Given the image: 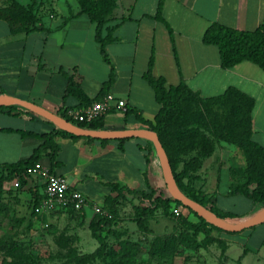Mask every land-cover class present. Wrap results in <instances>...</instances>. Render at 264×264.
Segmentation results:
<instances>
[{"label": "crops", "instance_id": "obj_1", "mask_svg": "<svg viewBox=\"0 0 264 264\" xmlns=\"http://www.w3.org/2000/svg\"><path fill=\"white\" fill-rule=\"evenodd\" d=\"M17 1L22 6L27 4V0ZM158 1L116 0L112 19L105 24L117 25L112 32L114 40L105 45L110 64L101 58L94 24L84 14L73 16L79 10L75 0H53L51 18L41 17L43 30L13 34L0 19V94L57 113L79 105L74 97L65 95L67 77L79 83L92 100L112 69L114 79L106 93L123 100L125 109L107 112L103 116L105 129L144 128L136 116L153 121L160 107L143 79L152 55V75L163 78L167 88L183 82L202 99L233 88L251 99L250 140L264 149V72L249 61L222 68L217 47L202 41L212 23L254 30L264 21V0H163V20L154 17ZM51 129L45 119L31 112L0 110V171L28 158L41 143L25 133L44 134ZM54 142L58 147L54 161L50 163L43 156L37 164L62 175L71 189L105 209L106 198L117 194L111 190L112 183L142 191L149 186L158 193L165 188L155 153L145 156V139L125 138L122 149L116 140L100 142L56 135ZM237 152L239 148L233 144L215 142L211 155L202 160L195 173V187L232 224L245 222L264 207L231 191L236 181L230 178L229 170L235 168V162L228 158ZM15 185L14 195L21 203L35 190L43 191L42 182L34 178H27L25 183L13 178L3 183L2 189L5 193L7 189L14 190ZM124 198L134 210L136 198L123 191L117 204ZM117 204V212H122ZM81 212L89 218L94 215L90 209ZM183 213L189 221H196L193 215ZM218 230L223 232L218 238L225 242L227 264H264V221L236 232Z\"/></svg>", "mask_w": 264, "mask_h": 264}, {"label": "trees", "instance_id": "obj_2", "mask_svg": "<svg viewBox=\"0 0 264 264\" xmlns=\"http://www.w3.org/2000/svg\"><path fill=\"white\" fill-rule=\"evenodd\" d=\"M76 2L79 10L73 16L84 14L94 24V38L99 45L101 58L104 62L110 64L105 45L114 40L112 32L117 25L109 27L105 26V24L112 19L111 13L116 6V0H76ZM162 3L163 0L158 1L154 15L158 20H163L161 17ZM34 7L35 0H29L24 6L12 0L7 5L0 7V19L8 24L10 32L13 34L43 30L42 16L39 15V11ZM46 31L48 30L46 29ZM103 31H105L104 35ZM202 41L205 44L217 47L222 68H230L242 61H249L264 72V21L252 31L236 30L218 23H212L204 31ZM152 66L153 56L150 55L146 70L143 73V79L153 90L154 98L160 107L153 121L143 120L138 115L136 118L144 128L150 129L158 136L169 160L172 174L179 190L186 197L208 208L218 217L224 218V215L217 213L210 205L209 197L200 188L195 187V180L198 177L195 173L200 168L202 160L211 155L215 142L224 141L238 147L246 158L245 169L240 175L237 174L238 170L236 169L229 170L233 180L235 179L236 181L231 185V191L243 194L251 201L264 205V149L250 140L252 100L233 88H228L219 96L205 99L191 92L183 82L177 86L167 88L163 78H156L152 75ZM113 79L114 74L111 69L108 79L100 88V92L91 100L83 92L79 83L72 77H67L65 95L72 96L79 102L76 107L86 105L106 94V89L113 83ZM0 110L7 113H30L17 105L0 106ZM57 114L82 128L105 129L103 117L89 123H83L67 118L64 110H58ZM45 121L52 126L49 132L44 134L25 133L41 140V143L33 150L32 154L24 160L5 166L0 171V199L4 193L2 189L4 182L18 178L20 183H25L27 178H29L26 174L27 167L36 164L43 156H46L50 163L54 161L58 151V147L54 142L56 135L72 139L82 138L58 130L52 123ZM85 139L88 141L97 140L92 138ZM123 140H116L120 149H122L121 143ZM99 141L106 142L107 140ZM147 143L146 157L154 154L153 144L149 141ZM146 160L148 161V158ZM240 177L242 179L238 181ZM110 187L112 192L117 193L114 198L107 197L105 201L107 203L106 209L110 211L112 217L106 218L94 215L89 224L91 236L98 242V248L90 253L83 254H78L71 250L68 253L69 262L87 264L100 253L104 245V239L98 231L102 224L108 225L117 216V199L122 197L123 191L133 195L138 202L133 206L134 221L137 228L143 232L149 231V221L158 208H162L164 214H167L168 210L171 211L172 206L185 208L178 201L171 199L170 196L163 197L161 193H158L157 189L149 186H147V191L131 190L125 186L120 187L115 183L110 184ZM34 194L35 198L31 207L32 213L38 205L43 191L38 193L35 190ZM185 209L196 218V221H189L187 216L181 213L175 217L177 224L182 229L183 236L187 238L192 236L194 238L197 234H203L205 240L217 243L220 248V260L226 262L225 242L219 238H214L210 234L211 229L218 228L210 225L191 210ZM1 211H3V207L0 203ZM191 240L194 242L193 239Z\"/></svg>", "mask_w": 264, "mask_h": 264}, {"label": "rangeland", "instance_id": "obj_3", "mask_svg": "<svg viewBox=\"0 0 264 264\" xmlns=\"http://www.w3.org/2000/svg\"><path fill=\"white\" fill-rule=\"evenodd\" d=\"M11 1L0 0V3L3 6ZM52 2L35 0L34 8L40 16L51 18ZM228 159H233L234 169L240 175L246 166L245 155L239 149ZM229 176L232 178L230 173ZM15 192L16 185L14 190L7 189L0 199L3 207L0 212V264H74L68 261L69 251L83 254L98 248L89 229L95 214L89 218L83 212L32 213L34 192L22 203L16 199ZM160 193L163 197L169 196L166 188ZM117 205L121 206L122 212H118L108 225L100 226L98 233L103 237L104 245L87 264H227L220 260L216 242L205 240L202 234L194 238L183 236L172 209L180 207L182 212L192 215L185 208L172 206L167 214L158 208L149 221V231L143 232L134 221L132 204L124 198ZM211 231L214 238L223 233L218 229Z\"/></svg>", "mask_w": 264, "mask_h": 264}, {"label": "water", "instance_id": "obj_4", "mask_svg": "<svg viewBox=\"0 0 264 264\" xmlns=\"http://www.w3.org/2000/svg\"><path fill=\"white\" fill-rule=\"evenodd\" d=\"M20 106L29 112L42 117L52 123L58 130L65 131L71 135L82 138H92L97 140H117L125 138H141L151 142L154 146V153L157 157L161 175L165 184L166 191L171 199L178 201L183 207L191 210L197 216L203 218L207 223L221 230L228 232L240 231L244 228L251 227L264 221V207L257 214L247 219L241 224H232L227 220L218 217L208 208L202 206L196 201L186 197L177 187L167 155L155 132L147 128H130V129H89L82 128L57 113L50 112L41 106L32 102L21 100L5 94H0V106Z\"/></svg>", "mask_w": 264, "mask_h": 264}, {"label": "built area", "instance_id": "obj_5", "mask_svg": "<svg viewBox=\"0 0 264 264\" xmlns=\"http://www.w3.org/2000/svg\"><path fill=\"white\" fill-rule=\"evenodd\" d=\"M113 108L124 110L125 102L117 99L111 93H106L89 104L66 108L64 114L75 122L89 123L103 117ZM26 174L29 177L40 180L43 185V195L38 205L34 208V212H81L85 209H90L95 215L106 218L112 217L110 211L94 204L78 190L71 189L62 175L52 173L49 168L42 167L36 163L26 168ZM172 213L174 216H179L181 208L174 207Z\"/></svg>", "mask_w": 264, "mask_h": 264}]
</instances>
